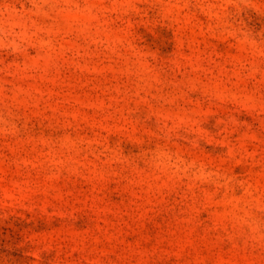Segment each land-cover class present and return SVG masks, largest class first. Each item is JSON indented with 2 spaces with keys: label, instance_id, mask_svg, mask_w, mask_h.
<instances>
[{
  "label": "rangeland",
  "instance_id": "1",
  "mask_svg": "<svg viewBox=\"0 0 264 264\" xmlns=\"http://www.w3.org/2000/svg\"><path fill=\"white\" fill-rule=\"evenodd\" d=\"M0 264H264V0H0Z\"/></svg>",
  "mask_w": 264,
  "mask_h": 264
}]
</instances>
